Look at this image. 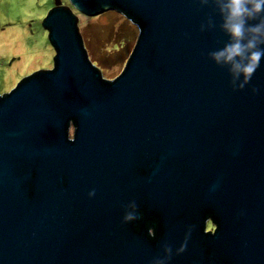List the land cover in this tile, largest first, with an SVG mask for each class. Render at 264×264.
Segmentation results:
<instances>
[{"label": "water", "instance_id": "obj_1", "mask_svg": "<svg viewBox=\"0 0 264 264\" xmlns=\"http://www.w3.org/2000/svg\"><path fill=\"white\" fill-rule=\"evenodd\" d=\"M68 1L137 38L108 80L48 11L53 67L0 95V264H264V58L232 84L212 0Z\"/></svg>", "mask_w": 264, "mask_h": 264}, {"label": "rangeland", "instance_id": "obj_2", "mask_svg": "<svg viewBox=\"0 0 264 264\" xmlns=\"http://www.w3.org/2000/svg\"><path fill=\"white\" fill-rule=\"evenodd\" d=\"M60 1L69 6L67 0ZM54 5L55 0H0V95L10 92L24 77L53 67L55 48L42 22ZM74 14L88 59L102 77L113 79L132 50L137 25L112 8L95 15ZM214 227L207 219L205 230Z\"/></svg>", "mask_w": 264, "mask_h": 264}, {"label": "clouds", "instance_id": "obj_3", "mask_svg": "<svg viewBox=\"0 0 264 264\" xmlns=\"http://www.w3.org/2000/svg\"><path fill=\"white\" fill-rule=\"evenodd\" d=\"M202 3H208V0H202ZM212 3L221 16L220 27L229 36V40L223 48L211 52L210 56L218 64L227 65L232 75V84L243 88L264 58V0H212ZM241 77L243 80L237 85ZM130 206L135 208V202ZM135 218L134 212H127L124 216L125 221ZM167 251L171 253L170 246ZM153 264H164V261L156 259Z\"/></svg>", "mask_w": 264, "mask_h": 264}, {"label": "trees", "instance_id": "obj_4", "mask_svg": "<svg viewBox=\"0 0 264 264\" xmlns=\"http://www.w3.org/2000/svg\"><path fill=\"white\" fill-rule=\"evenodd\" d=\"M67 4L69 5L68 7L74 12V13H79V12H77L75 9H74V7L68 2V0H67ZM74 9V10H73ZM94 64V63H93ZM154 225H152V226H150L151 228L153 227Z\"/></svg>", "mask_w": 264, "mask_h": 264}]
</instances>
